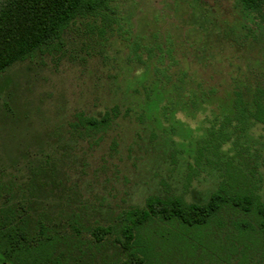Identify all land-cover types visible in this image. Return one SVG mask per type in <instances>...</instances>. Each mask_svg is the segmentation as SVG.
<instances>
[{"label":"rangeland","instance_id":"obj_1","mask_svg":"<svg viewBox=\"0 0 264 264\" xmlns=\"http://www.w3.org/2000/svg\"><path fill=\"white\" fill-rule=\"evenodd\" d=\"M111 6L116 23L105 33L99 19L77 21L52 48L0 76V187L7 188L0 189V207L18 206L31 198V187L53 179L64 191L46 201L64 210L92 205L104 213L109 202L140 206L152 192L180 191L185 163L193 162L186 145L226 111L237 86H264V23L237 0H111ZM134 42L143 58L146 48L170 45L174 63L130 61ZM146 92H153L150 103ZM114 105L117 125L101 140L81 142L70 128L76 114L98 115ZM250 137L254 155L241 159L253 165L264 156V124ZM191 178L203 197L222 181L207 167Z\"/></svg>","mask_w":264,"mask_h":264},{"label":"trees","instance_id":"obj_2","mask_svg":"<svg viewBox=\"0 0 264 264\" xmlns=\"http://www.w3.org/2000/svg\"><path fill=\"white\" fill-rule=\"evenodd\" d=\"M237 1L264 23V0ZM112 15L115 18L111 0H0V76L36 51L52 48L77 21L99 19L105 33L116 23ZM140 48L134 42L130 61L142 65L154 58L158 64L165 59L174 63L170 45L146 48L145 58ZM152 94L145 93L147 103ZM119 115L117 105L98 115L80 112L70 128L81 142L101 140L117 125ZM1 116L8 117L5 112ZM256 124H264V86H237L226 111L186 145L193 162L185 163L189 172L184 173L181 190L152 192L140 206L121 208L109 202L104 213L92 205L64 210L46 201L64 191L59 179L31 187L29 200L0 207V262L120 264L124 257L122 264H264V156L257 154L260 160L255 157L253 165L241 159L243 153L254 155L250 135ZM67 133L73 137L72 131ZM203 167L222 178L205 197L191 178ZM37 193L41 199L32 197H40Z\"/></svg>","mask_w":264,"mask_h":264},{"label":"water","instance_id":"obj_3","mask_svg":"<svg viewBox=\"0 0 264 264\" xmlns=\"http://www.w3.org/2000/svg\"><path fill=\"white\" fill-rule=\"evenodd\" d=\"M0 264H8V263H6V262H0Z\"/></svg>","mask_w":264,"mask_h":264}]
</instances>
